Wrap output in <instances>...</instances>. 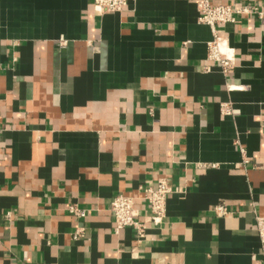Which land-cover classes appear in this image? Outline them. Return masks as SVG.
Wrapping results in <instances>:
<instances>
[{
    "label": "crops",
    "instance_id": "crops-1",
    "mask_svg": "<svg viewBox=\"0 0 264 264\" xmlns=\"http://www.w3.org/2000/svg\"><path fill=\"white\" fill-rule=\"evenodd\" d=\"M199 15L198 0L103 15L0 0V264H264V17L216 27L225 74ZM161 180L175 189L163 223L117 232L112 200L133 197L144 221Z\"/></svg>",
    "mask_w": 264,
    "mask_h": 264
},
{
    "label": "built area",
    "instance_id": "built-area-1",
    "mask_svg": "<svg viewBox=\"0 0 264 264\" xmlns=\"http://www.w3.org/2000/svg\"><path fill=\"white\" fill-rule=\"evenodd\" d=\"M129 0H93L94 10L98 15L109 12H121L127 5ZM199 22L208 25L213 33L214 39L208 43V60L219 63L222 71L226 74L234 66L233 57L224 50V40L218 34L216 27L218 25H226L233 23L237 15H256L260 18L264 17V11L259 10L255 6L245 5L236 7L232 4H214L212 0H198ZM207 68V67H206ZM223 112L229 113L227 107L222 108ZM175 189L166 181L161 180L156 188L148 187L143 190L142 200H144L150 209V214L144 221L138 219L139 211L135 206L133 197L119 194L110 204V211L115 218V230L118 232L123 228H133L137 238L142 240L147 235L148 224L161 225L167 214L168 196ZM229 208L224 203H220L215 207V212L220 215L229 213ZM69 212L77 220L86 218V209L80 208L76 204L69 206ZM256 228L259 232L261 242L264 248V216L256 219ZM84 235V229L78 227L74 233V238Z\"/></svg>",
    "mask_w": 264,
    "mask_h": 264
}]
</instances>
